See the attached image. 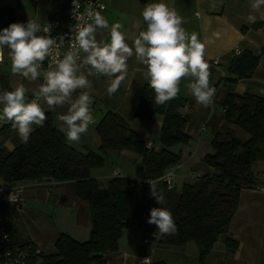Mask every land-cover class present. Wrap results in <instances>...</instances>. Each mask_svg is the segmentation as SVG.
<instances>
[{"label": "crops", "instance_id": "0c3cea01", "mask_svg": "<svg viewBox=\"0 0 264 264\" xmlns=\"http://www.w3.org/2000/svg\"><path fill=\"white\" fill-rule=\"evenodd\" d=\"M105 10L101 12L109 26L114 23L123 25L129 46L139 32L146 30L141 15L144 7L150 3L163 2L183 18L182 27L189 33H196L205 44V60L209 64L210 85L216 88L213 104L209 108L197 106L186 85L189 79L180 83L179 96L184 100L181 114L185 121V131L191 137L186 147H176L181 152V161L174 166L172 188L179 190L184 184L199 177H211L214 170L204 164L203 158L211 152L210 142L218 134L230 132L240 143H246L249 135L237 126L226 122L224 102L228 95L264 97V57H261L252 75L239 80L229 73V67L235 52H249L257 55L264 47V20L255 23L246 22L250 13V0H102ZM0 7L14 10L16 22L27 23L37 19L44 26L47 21L58 19L57 4L54 0H0ZM259 23L260 27L253 29ZM98 43L110 41L108 29H97ZM8 49L4 48V60L0 63V90H13L23 84L27 89V98L33 96L43 83L41 76L30 81L11 73V61ZM85 53L81 52V60ZM128 73L119 90L111 97L107 93L109 78L103 75H88L90 66L84 65L81 71L88 75L92 89H77L72 94L75 99L82 91H90L91 105L95 123L89 125L80 141L69 143L78 151L97 153L100 141L95 128L105 112H111L119 125L136 133L155 151L160 150L158 143L161 117L154 116L151 121L134 119L142 89L148 82L144 78L145 67L139 64L135 56L128 60ZM45 114L49 115L60 131L62 122L58 116L66 114L68 104L49 109L41 101ZM35 132L40 127L33 126ZM32 132V133H33ZM64 137V132L60 131ZM31 133V134H32ZM66 139V137H65ZM67 141V140H66ZM21 141L11 123L0 124V149L4 153L13 151ZM109 163L107 171L93 170L90 175L99 182L113 177L143 180L140 158L128 151L109 152L103 157ZM121 163L120 167L115 163ZM136 163V168L132 167ZM113 166V167H112ZM255 187L264 188V161L252 165ZM0 182H2L0 180ZM11 186L21 187L22 208L17 213L16 229L21 238L30 241L46 256L56 253L55 242L60 234L75 241L84 242L89 237L90 218L86 202L75 195L74 182L56 183L50 180L23 182ZM152 240V225L147 220L130 221L118 241V250L104 256L105 264H137L143 240ZM226 241L235 242L237 248L229 252ZM151 264H264V192L258 189H245L240 192L236 211L231 217L226 233L220 235L204 262L199 261L198 248L194 243L182 247L154 244L148 253Z\"/></svg>", "mask_w": 264, "mask_h": 264}, {"label": "trees", "instance_id": "16d2710c", "mask_svg": "<svg viewBox=\"0 0 264 264\" xmlns=\"http://www.w3.org/2000/svg\"><path fill=\"white\" fill-rule=\"evenodd\" d=\"M57 16L64 22L72 0H54ZM82 0H79V2ZM16 22L14 10L0 7V29ZM260 27L259 23L253 29ZM264 57V47L257 55L240 52L235 55L229 73L239 80L248 79L258 61ZM155 92L145 85L134 119L151 121L160 116L158 137L160 150L147 148L146 143L133 131L119 125L111 112H105L95 128L100 145L97 153L72 148L56 128L49 115L44 125L30 134L27 145L19 144L10 153L0 149V180L6 185L50 180L56 183L74 182L75 195L86 202L90 218L89 237L84 242L60 234L55 242L56 253H42L30 257L26 264H105L104 256L118 250V241L127 222L148 220L150 210L163 207L171 211L177 232L156 240V245L182 247L194 243L199 261L204 262L217 238L226 233L231 217L237 209L242 190L255 188L252 165L264 161V97L228 95L224 102L227 123L246 132L250 139L242 144L230 132L216 135L210 142L211 152L203 162L212 168L211 177H199L184 184L179 190L169 189L158 181L154 189L165 203L158 205L150 195L148 181L159 180L165 172L181 161L182 148L190 144L181 111L184 100L179 95L164 105L155 103ZM128 151L140 158L143 180L112 177L99 182L91 171L104 166L103 157L109 152ZM12 245L35 248L16 229L17 214L0 202ZM156 226L152 225V233ZM226 248L234 252L235 242L226 241Z\"/></svg>", "mask_w": 264, "mask_h": 264}, {"label": "clouds", "instance_id": "9594fccd", "mask_svg": "<svg viewBox=\"0 0 264 264\" xmlns=\"http://www.w3.org/2000/svg\"><path fill=\"white\" fill-rule=\"evenodd\" d=\"M80 8L79 0H72L73 18L84 22H78L71 28L75 42L62 58L57 49L63 43L64 35L53 38L49 34L50 25L42 27L38 18L29 19L26 24L13 22L0 29V63L7 47L13 75L30 81L43 77V83L33 92L31 100L27 98L28 89L23 84L13 90H0V124L10 122L23 144L29 143L33 126L42 127L47 120L41 101L49 109L69 105L67 113L58 116L62 122L60 131L64 132L67 142L80 141L89 125L96 122L91 108L93 98L90 91H82L73 99V92L77 89L91 90L88 75L95 73L109 78L107 93L111 97L126 79L127 62L133 56L146 69L143 75L155 92L157 105L175 99L185 78L189 79L186 87L197 106L209 108L213 104L216 88L210 85L205 44L196 33L189 34L182 27L183 18L175 9L163 2L147 4L141 13L146 30L140 31L129 46L125 33L120 30L123 25L114 23L110 27L100 12L86 9L82 14ZM258 19L264 20V0H250L246 22L255 23ZM98 28L109 30V42H97L95 33ZM41 32L45 35H38ZM81 52L85 53L82 60ZM49 57H53V62L41 71L43 62ZM84 65L90 66L88 75L81 71ZM260 191L264 192V188ZM150 195L158 205L165 203L164 197L151 184ZM8 199L10 203L15 202L13 193ZM147 223L156 226L152 233L156 240L177 232L173 215L167 208H152ZM142 264H151L150 257L145 258Z\"/></svg>", "mask_w": 264, "mask_h": 264}, {"label": "built area", "instance_id": "2783aa9c", "mask_svg": "<svg viewBox=\"0 0 264 264\" xmlns=\"http://www.w3.org/2000/svg\"><path fill=\"white\" fill-rule=\"evenodd\" d=\"M80 12L83 14L87 10L97 11V12H103L105 10L104 3L102 0H82L80 1ZM72 7L68 10L66 19L64 22H61L59 19H54L47 21L44 26L50 25V35L53 38L58 37L59 35L63 34L65 39L62 44L59 45V48L57 49L60 53V58L63 57V54L69 50L71 45L75 42V33H72L71 28L75 26L78 22L83 23L84 20H76L72 16L71 12ZM86 19V17H85ZM89 23H91V20H88ZM38 35H45V33L41 32L38 33ZM240 51H236L235 55H239ZM53 56H55V51L53 52ZM50 62H53V57L46 58V60L42 64L41 71L47 69L48 64ZM80 63V61H78ZM33 96L29 99L31 100ZM225 111V110H224ZM150 145H147V148H150ZM174 167L169 168L165 174L156 181H148L147 186L150 189V184L153 186L158 183V181L165 184V186L169 189H171L172 186V179L174 177ZM119 174L116 172H113V177H118ZM262 188V187H261ZM260 187H255V189H258L260 191ZM20 190L21 187L6 185L3 182H0V202L7 205L13 212L16 214L20 211L22 208L23 202L22 198L20 196ZM262 192V191H261ZM13 193V197L15 202L10 203L9 202V195ZM144 248L142 249L141 256L137 262V264H142V261L149 257L148 253L151 251V248L154 245L153 240L150 239H144L143 240ZM41 252L38 248H30V247H21V246H15L12 245L10 234L7 231L5 222L3 217L0 215V264H26V261L30 257H34Z\"/></svg>", "mask_w": 264, "mask_h": 264}, {"label": "rangeland", "instance_id": "374dc122", "mask_svg": "<svg viewBox=\"0 0 264 264\" xmlns=\"http://www.w3.org/2000/svg\"><path fill=\"white\" fill-rule=\"evenodd\" d=\"M115 165L120 167L121 163L120 162L119 163H115ZM109 167H110L109 166V163L106 161V163H104V166L101 169L107 171L109 169ZM132 167H135L136 168V163H132Z\"/></svg>", "mask_w": 264, "mask_h": 264}]
</instances>
